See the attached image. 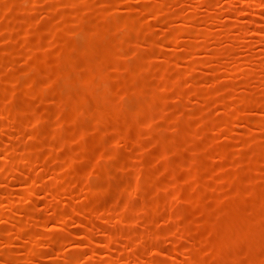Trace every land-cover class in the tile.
<instances>
[{"label": "rangeland", "instance_id": "1", "mask_svg": "<svg viewBox=\"0 0 264 264\" xmlns=\"http://www.w3.org/2000/svg\"><path fill=\"white\" fill-rule=\"evenodd\" d=\"M0 264H264V0H0Z\"/></svg>", "mask_w": 264, "mask_h": 264}]
</instances>
